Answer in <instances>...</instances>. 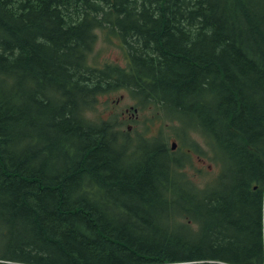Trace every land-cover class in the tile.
I'll use <instances>...</instances> for the list:
<instances>
[{
    "label": "trees",
    "instance_id": "obj_1",
    "mask_svg": "<svg viewBox=\"0 0 264 264\" xmlns=\"http://www.w3.org/2000/svg\"><path fill=\"white\" fill-rule=\"evenodd\" d=\"M99 29L126 67L92 65ZM122 89L201 134L218 177L86 118ZM0 260L264 264V0H0Z\"/></svg>",
    "mask_w": 264,
    "mask_h": 264
},
{
    "label": "rangeland",
    "instance_id": "obj_2",
    "mask_svg": "<svg viewBox=\"0 0 264 264\" xmlns=\"http://www.w3.org/2000/svg\"><path fill=\"white\" fill-rule=\"evenodd\" d=\"M93 47L89 55L92 65L102 67L106 64H117L126 67V51L117 35L106 29H99ZM138 105V100L129 91L122 89L99 95L85 116L97 124H114V121H117V124L113 125L114 129L118 133L128 132L130 142L143 138H158L167 143L169 148L176 142L178 154L184 151L190 153L186 169L193 174L199 185L209 184L218 177L222 166L213 160L207 140L201 134L193 128L186 131V127L167 114L163 108L150 106L148 109H142ZM134 108H138L137 113Z\"/></svg>",
    "mask_w": 264,
    "mask_h": 264
},
{
    "label": "water",
    "instance_id": "obj_3",
    "mask_svg": "<svg viewBox=\"0 0 264 264\" xmlns=\"http://www.w3.org/2000/svg\"><path fill=\"white\" fill-rule=\"evenodd\" d=\"M176 146H177L176 143H173V144H172V149H173V150L176 149Z\"/></svg>",
    "mask_w": 264,
    "mask_h": 264
}]
</instances>
